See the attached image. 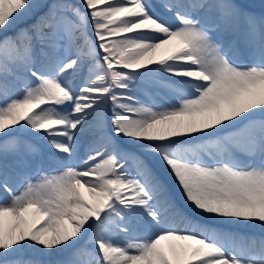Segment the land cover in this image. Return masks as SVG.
I'll return each mask as SVG.
<instances>
[{
	"label": "snow or ice",
	"instance_id": "obj_1",
	"mask_svg": "<svg viewBox=\"0 0 264 264\" xmlns=\"http://www.w3.org/2000/svg\"><path fill=\"white\" fill-rule=\"evenodd\" d=\"M0 264H264V0H0Z\"/></svg>",
	"mask_w": 264,
	"mask_h": 264
}]
</instances>
